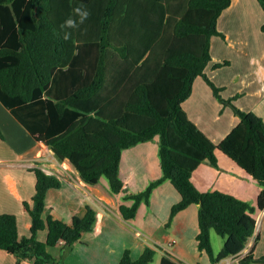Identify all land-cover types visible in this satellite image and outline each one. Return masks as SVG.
<instances>
[{
    "label": "trees",
    "instance_id": "1",
    "mask_svg": "<svg viewBox=\"0 0 264 264\" xmlns=\"http://www.w3.org/2000/svg\"><path fill=\"white\" fill-rule=\"evenodd\" d=\"M232 2L0 0L1 101L87 183L98 184L106 175L113 193L126 190L120 174L123 151L159 137L162 176L126 195L133 203L119 210L127 220L135 217L142 202L150 204L154 189L170 179L181 198L167 225L180 211L199 204L198 246L213 263L243 252L257 229L256 212L264 209V117L224 98L206 72L213 37H226L219 19ZM259 2L264 8V0ZM80 5L89 12L84 23L62 27L69 18L79 23L74 9ZM201 76L240 117L219 143L183 106ZM217 150L261 183L256 206L230 192L197 187L194 171L206 160L218 167ZM35 171L36 193L24 202L31 234L21 236L17 215L2 213L0 248L15 254L19 263L61 264L50 248L62 241L72 247L93 231L97 210L88 205L71 222L55 217L47 198L64 181L41 168ZM212 229L225 237L219 252ZM254 251L255 246L237 264L264 263V255L256 257ZM156 252L147 246L134 257L127 248L118 264H150ZM161 264L180 262L167 253Z\"/></svg>",
    "mask_w": 264,
    "mask_h": 264
},
{
    "label": "crops",
    "instance_id": "2",
    "mask_svg": "<svg viewBox=\"0 0 264 264\" xmlns=\"http://www.w3.org/2000/svg\"><path fill=\"white\" fill-rule=\"evenodd\" d=\"M262 8L259 0H233L231 6L223 12L219 19V28L225 33L226 37L221 36V41L215 39V49L213 46L215 36L213 37L211 50L212 60L208 64L206 72L217 86L221 87V89L225 88L224 91H221V95L226 99L238 93V91L244 93L246 90H250L252 94H259L258 102L262 98L263 100L259 105H257V102V106L255 107L259 110L254 111L264 117V37L252 39L248 32L249 25L253 24L254 11H260ZM263 24L264 22L261 23V26ZM216 48L222 50L219 52V56L216 53ZM230 50L238 54L246 55L250 59L251 68L246 70V72L237 70L235 61H232L227 56V54L230 55ZM239 56L242 57L241 55ZM222 61H229L228 67H234L229 70L224 69L226 67L216 68V65L222 63ZM223 70L228 72L227 75L217 80V77L214 76L215 72L220 73ZM229 84L236 86V90L234 86L235 92L231 94L226 93ZM256 85L258 86V90H255ZM261 95L262 98L260 97ZM225 104L214 95L213 89L205 78L201 76L196 79L193 94L183 103V106L190 118L216 143H219L240 121V117L235 113L233 108L231 109ZM140 151H145L146 153L148 150L141 149ZM217 155L219 157V166H213L208 160L204 161L194 171L193 181L203 191H208L211 188L213 190L219 189L241 198L242 194L239 188L242 179L241 176L243 172L249 173L221 150H217ZM134 160L138 159L135 158ZM144 161L146 168H142V170L151 171V161L145 159ZM58 162L60 163L54 151L45 142L38 140L0 99V214L14 213L17 215L21 236L31 234L32 219L29 212L24 208V202H31L36 193L37 174L35 169L40 168L42 165H48L59 171L60 176L63 178L62 181H64L60 188H54L49 191L47 198L48 211L55 217L67 222H71L74 215H83L88 205L94 207L98 215L94 230L84 233L82 239L72 246V250L66 252L60 250L55 253V248L59 247L64 250L67 247L64 242H60L55 247L50 248L51 252L61 264L62 261L65 264H90L91 262L88 260H83V256H86V253L90 250H95L94 254L88 258L92 261V264H118L127 248L132 250L134 257L140 256L147 246L160 250L162 252L161 259L163 255L167 254L161 249V246H168L169 241L173 239L177 240V238H170L167 235L165 238H151L152 241H149L142 239L143 235H138V232H141L139 230L134 233L119 231L118 221L127 220L119 210L120 205L125 202H121L118 199L119 203L116 210H111L113 213L110 214H103L105 211H103L102 204L104 203L109 209L110 207L100 197L103 196L108 199V193L110 192L106 191L107 193H105L101 185L87 183L69 160L63 161L62 165L65 168H60ZM156 165L161 170L160 158L156 161ZM69 175L76 180V183H71ZM125 186L126 190H128L126 182ZM261 189L262 187L257 192L255 191L257 193V199ZM128 194L130 193L126 195ZM126 195L123 200H128L125 198ZM179 196L181 198L180 192ZM115 199L117 200V198ZM193 205L197 206L198 209L200 208L199 204L194 203L180 212L188 210ZM68 213L72 214L70 219H67L66 214ZM115 215L118 217H115ZM256 215L258 221L255 235L252 237L253 240L252 238L249 240L243 252L239 254V258L249 253L254 246L256 257L264 255V209L257 210ZM111 231L122 239L115 255L112 253L115 250L111 248L108 243L109 239H107V235ZM257 235H259L258 239L256 238ZM133 236L137 240H142V243H139ZM123 240H128V243H124ZM177 243L178 240L169 248L174 254H169L179 261L180 264L193 263V255L181 251L176 252ZM201 252L203 253L205 251ZM183 260L187 261V263H184ZM223 260L218 263L212 262V264H220ZM0 264L35 263L30 260H24L19 263L18 257L15 254L0 248Z\"/></svg>",
    "mask_w": 264,
    "mask_h": 264
},
{
    "label": "rangeland",
    "instance_id": "3",
    "mask_svg": "<svg viewBox=\"0 0 264 264\" xmlns=\"http://www.w3.org/2000/svg\"><path fill=\"white\" fill-rule=\"evenodd\" d=\"M262 12V13H261ZM264 22V8L260 11H254V17H253V24L249 25L248 32L252 39H256L258 37H264V31L261 29V23ZM215 39H219L221 41L222 37L217 35L214 37L213 44L215 43ZM215 49V44L213 45ZM221 49L216 48V53L218 56L220 55L219 52H221ZM227 54V53H226ZM241 55L242 57H240ZM228 58H230L232 61H235V67L237 70H241L242 72H246V70L250 69V59L246 57L244 54H238L230 50V55H228ZM229 63L225 64L224 61H222L221 66H216V68L219 67H226L224 69L229 70L233 67H228ZM228 67V68H227ZM223 70L220 73L215 72L214 76L218 78H223L227 75V71ZM212 71V69H211ZM235 85H230L227 87V94H231L235 92L234 90ZM238 86V85H237ZM211 87V86H210ZM212 88V87H211ZM255 90H258V86H255ZM224 89H221V91H224ZM212 91V90H211ZM233 100V104H235L237 107L241 108L242 110L246 111H258L259 109L255 106L259 105L261 101L263 100L262 95L260 96L262 99L258 102L259 94H252L250 90H246L244 93H241V91H238V93H235L234 95L230 96ZM228 97V99L230 98ZM258 102V104H257ZM257 104V105H256ZM229 106V108L234 107L231 104H225ZM244 108V109H243ZM253 108V110H251ZM255 111V112H256ZM236 113V112H235ZM159 148H160V138L157 137L156 139L147 141L146 143H141L137 146H133L131 148H127L123 151V161L121 166V177L128 185V190H124L121 193H113L111 192V185L109 178L104 175L101 179V181L98 183V185H101L106 191H109V197L103 198L100 197L105 203L108 205L109 208H107L104 203L103 206V214L105 213H113L111 210H116L118 206V199L121 202H125L128 204H132L133 200H123L124 196L127 193H138L144 189H146L149 184L162 176V171L160 168H157L156 161L159 160ZM141 149H147L148 151L145 153V151H140ZM138 160H134V159ZM145 160L151 161L152 168L151 171H146L145 169L142 170V168L145 167ZM242 179L240 182V192L242 194L241 198L245 199L251 205L256 206L257 204V190L262 187L261 183L254 178L252 175L247 174L246 172L242 173ZM204 188V187H203ZM213 190V188H211ZM210 189V190H211ZM117 198V200L115 198ZM180 198L178 190L175 188L174 184L170 179L165 180L161 185L157 186L154 189V192L151 197L150 204L146 202H142L140 205L138 212L136 216L130 220L126 221H118V230L124 233H134L136 231L142 232V239H147L149 241H152L151 238H165V236L168 235L170 238H177L178 243L176 245V252H184L186 254H190L194 256V261L191 264H212V260L210 255L205 251L201 252L198 247V240H197V234L200 232V226H199V210L197 206L193 205L188 210L180 212L177 214L170 225H167V223L170 220L171 215V206L174 202L178 201ZM67 219H70L72 217V214L68 213ZM114 217V216H113ZM115 217H118L115 215ZM120 217V216H119ZM108 230V229H107ZM212 242L214 249L219 251L225 244V237H223L221 234H219L215 229H212ZM111 237V239H110ZM133 238H135L133 236ZM107 239H109V245L112 249L115 251L112 252L114 255L117 252V249H119L122 239L115 235L113 231H111L107 235ZM136 239V238H135ZM137 240V239H136ZM253 240V238H252ZM128 241V240H127ZM126 240L123 242H127ZM139 243H142V240H137ZM128 243V242H127ZM252 243V242H250ZM126 246V245H125ZM52 248V247H51ZM127 248V247H126ZM54 249V248H53ZM66 252L72 250V247L67 246L65 249H60L59 247L55 248L54 252ZM106 250L108 251V248L106 247ZM91 252V253H90ZM95 250H90L88 253H86V256H83L84 261H89L92 264V261L88 258H90L91 255H93ZM162 256V252L160 250H157L155 254V259L150 264H160V259ZM228 261L227 258L224 259L222 264H226ZM184 263H187V261H184ZM62 264H65L64 261H62Z\"/></svg>",
    "mask_w": 264,
    "mask_h": 264
},
{
    "label": "built area",
    "instance_id": "4",
    "mask_svg": "<svg viewBox=\"0 0 264 264\" xmlns=\"http://www.w3.org/2000/svg\"><path fill=\"white\" fill-rule=\"evenodd\" d=\"M59 161H60V163L58 162V164H59L60 168H61V167L65 168V167L62 165L63 161H62V160H59ZM40 168L43 169V170H44L46 173H48V174H53V175H56V176H57L58 178H60L61 180L63 179V178L60 176V172L57 171L55 168L53 169V168H51V167L48 166V165H42ZM69 177H70V179H71V183H76V180H75L71 175H69ZM138 235L142 236V233H141V232H138ZM62 242H63V241H62ZM176 242H177V240H176V239H173V240H171V241L168 242V246L162 245V246H161V249H162L164 252H166V253L174 254V252L171 251L169 248H171L172 245H174ZM238 256H239V255H232V256H230V257H227L228 261H227L226 264H237V263L240 261V259H241V258H239ZM223 261H224V260H223ZM220 264H222V263H220Z\"/></svg>",
    "mask_w": 264,
    "mask_h": 264
},
{
    "label": "clouds",
    "instance_id": "5",
    "mask_svg": "<svg viewBox=\"0 0 264 264\" xmlns=\"http://www.w3.org/2000/svg\"><path fill=\"white\" fill-rule=\"evenodd\" d=\"M74 13L78 16L79 23H77L76 20L73 18H69L68 20L65 21V25L62 27H68V28H76L79 26V24L84 23V21L88 18L89 12L85 9L83 5H80L74 9ZM67 39V34L65 36Z\"/></svg>",
    "mask_w": 264,
    "mask_h": 264
}]
</instances>
